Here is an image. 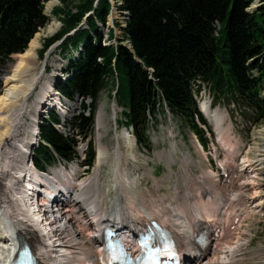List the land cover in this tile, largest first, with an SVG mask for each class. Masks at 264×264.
Segmentation results:
<instances>
[{
  "label": "trees",
  "instance_id": "trees-1",
  "mask_svg": "<svg viewBox=\"0 0 264 264\" xmlns=\"http://www.w3.org/2000/svg\"><path fill=\"white\" fill-rule=\"evenodd\" d=\"M50 1L0 0V61L3 64L11 62L14 55L24 53L32 39L49 24L44 10ZM59 1L67 6L73 0ZM252 1L121 0L118 9L129 15L123 31L130 48L122 45L124 39H119L118 45L102 43L100 25L107 26L114 8L110 0H82L75 13L67 8L54 10L55 15H64L63 28L44 43L42 56L78 29L87 14H94L85 21V28L68 36L59 46L60 54L71 58L66 68L71 78L59 83L58 90L71 101L82 97L81 112L67 122L69 136L56 128L61 125V119L54 111L43 120L40 143L33 157L35 167L48 172L53 163L68 165L77 160L79 138L88 139L93 135L100 94L119 86L118 99L124 80L130 89L127 124L133 127L140 146L149 147L148 114H155L157 104L163 102L205 141L196 121L198 116L205 122L193 94L198 81L210 86L216 101L249 108L254 112L255 124L263 121L264 6L257 13H249ZM109 30V37L118 39L114 29ZM80 47L79 56L74 58L73 51ZM88 98L93 101L90 106L85 103ZM94 161L91 142L84 165L92 167Z\"/></svg>",
  "mask_w": 264,
  "mask_h": 264
},
{
  "label": "bare ground",
  "instance_id": "bare-ground-1",
  "mask_svg": "<svg viewBox=\"0 0 264 264\" xmlns=\"http://www.w3.org/2000/svg\"><path fill=\"white\" fill-rule=\"evenodd\" d=\"M58 1L48 2L46 12L53 11ZM58 29L57 23L50 25L44 34L53 35ZM43 36L39 32L24 53L14 55L15 63L4 80L5 92L0 95V258L5 262H10L14 245L26 243L32 248L38 264H99L104 227L119 228L120 233L130 235L155 220H160L175 234L181 251H193L197 229L211 232L221 228L229 235L226 219L231 216L248 219L264 210V194L253 192L250 196L247 193V187L257 181L262 160H244L241 168L248 180L238 189L230 182L229 190L224 192L216 176L209 172L207 176L194 177L201 186L195 198L186 184L177 181L172 187L175 194L161 196L158 200L150 194L147 199L141 194L142 179L123 171L124 159L128 164L137 160L133 149L135 141L126 133L116 134V145L109 153L101 142V133L98 134V164L92 175L81 182L76 180L79 174L75 169L71 173L65 169L50 173L36 171L31 158L40 115L45 107L58 102L52 97L51 85L55 78L48 76L46 65L41 72L35 73ZM39 86L41 92L30 105V98ZM75 108V104L63 108L62 117L66 119ZM202 109L214 122L218 135L227 137L225 114L220 110L212 112L207 103ZM104 116L101 110L98 123L102 128H106ZM258 136L255 138L257 152L260 151L258 142L264 140L262 134ZM110 159L113 160L111 168L115 170L111 179L102 182V168ZM189 160L190 155H186L184 161L188 165ZM176 161L175 157L169 158L170 163ZM244 222L240 220L239 226ZM238 229L233 232V236L237 233L235 243L220 240L215 247L195 256L190 253L187 258L191 264H246L245 250L250 240L238 237ZM88 242L95 249L89 248Z\"/></svg>",
  "mask_w": 264,
  "mask_h": 264
},
{
  "label": "rangeland",
  "instance_id": "rangeland-1",
  "mask_svg": "<svg viewBox=\"0 0 264 264\" xmlns=\"http://www.w3.org/2000/svg\"><path fill=\"white\" fill-rule=\"evenodd\" d=\"M82 0H73L69 5L64 6L60 1L56 3L53 11L50 13L46 12V5H45V15L49 18V25H47L44 29L40 30V33H43L42 39V47L38 50V64L36 66L35 73L41 72L45 64V57L48 54V51L53 48L48 56L46 61V67L50 68L48 70V76L53 75L54 78L61 77L66 78L67 75H63L64 71L67 68V64L71 60L65 57L61 53V48L58 47V42L54 44V46L50 47L44 55H41V51L43 50L44 43L51 37L55 36L58 32H60L63 28V18L64 15H55L54 10L58 8H67V11L77 12V6L80 4ZM112 6H114V10H112L110 16L108 17L107 26L103 27L100 25V30L102 32L103 39L105 41H111L112 43L119 41V39H124L123 44L126 46H130L129 40L127 37H124L123 28H126L127 21L129 19L128 15L123 11L119 10V6L122 5L121 0H110ZM255 4L257 6H255ZM262 6H264V0H253L251 2L249 13H257ZM90 15V14H87ZM87 17V16H86ZM86 19V18H85ZM59 22V23H58ZM58 25V31L53 35H45L46 29L53 24ZM86 24V23H85ZM84 23L78 28V30L82 27L85 28ZM119 24V25H117ZM116 26H120L119 28ZM109 28L114 29L115 37L118 39H111L110 30ZM44 31V32H43ZM28 49V48H27ZM80 52V51H79ZM74 51L72 54L74 58L79 56L78 53ZM17 56V55H16ZM61 56V57H60ZM15 63V56L12 57V61L3 64L0 61V95L5 92V83L4 80L7 75L10 73L11 66ZM253 63V59L250 60L249 65ZM63 73V74H62ZM255 76H257L256 72H253ZM57 81V78H56ZM59 81V80H58ZM57 81V83H58ZM41 87L37 88V92L33 94L30 98V105L36 102V96L41 92ZM113 89L108 91H104L101 93V97L97 103V111L95 116V133L93 136V144L94 149L96 150V154L98 157V134L102 135L101 142L102 144L108 148L109 151H112L116 145V134L123 135L126 131L122 129V125L119 127L116 125L115 120L113 119V111H112V104L113 98L111 96ZM263 96H264V89H263ZM213 99V105L216 107H221L222 110L225 112V122H224V129L229 132L226 133L227 137L218 136L216 129L214 131L217 133V137L215 135L211 136V141L209 140V145L205 148V152L197 151L196 142L198 138L195 134L189 132L187 128L183 126V123L179 119H172L167 120L164 124L160 123V127L153 130L150 136V147L144 148L139 146L135 142V147L133 148L136 155V163L128 164V161L123 160V171L124 174H133L137 177H140L142 188L141 194L145 195L147 199H149V195L153 194L156 199L158 200L161 196H167L169 194H175L172 192V187L174 184L179 181L180 183L183 182L182 185L187 188H190V192L195 195L201 190V186L199 185V181L195 178L207 176L210 171L213 170L214 174H218L220 177L217 178L223 180V175L221 171L217 172V169L214 167L212 163V158L219 160H225L224 157H227L228 162L230 164L238 163L239 160H252V161H260L262 160V165L260 166L257 176V181L255 185L247 187V193L251 196L254 192L255 193H262L264 194V140H262L259 146V150L257 152V138L258 134H262L264 136V120L259 122L258 124L254 123V112L249 108H235L233 104H227L225 101L222 104L217 103L215 105V99ZM75 103V102H74ZM77 103V102H76ZM92 100H88L87 104H91ZM78 109L75 110L73 113L70 114V118L72 119L73 116L77 115L80 111L79 108L82 106V102H78ZM226 104V105H225ZM118 105L119 107L124 109V116L129 115V106H130V89L127 81H123V86L121 93L118 97ZM104 111V125L106 128L99 127L98 123V114L100 111ZM106 113V114H105ZM121 118V116H120ZM122 124L121 122H119ZM59 130L64 135H70V131L68 127L63 126L59 128ZM154 132V133H153ZM120 135V136H121ZM223 137V138H222ZM259 137V136H258ZM218 140V144L216 142ZM80 148L79 151L85 150L84 153L86 154V150L88 149V144L90 139L80 138L79 139ZM214 143V147L212 146ZM256 148V149H255ZM227 150V151H225ZM233 150L237 152V159L232 160L233 157ZM228 152V153H227ZM82 154V159H85V154ZM241 153V156H240ZM186 155H190V162L189 165L185 163L184 158ZM218 155V156H217ZM176 158V163H170L169 158ZM82 159L79 161L75 160L74 162L66 165L64 163H53L48 168V173L51 171L62 170L65 169L69 173L73 172L72 170L75 169L79 174V182L83 181L84 179L90 177L93 173V169L98 164V160L95 161L94 167L90 170L81 163ZM219 160V161H220ZM184 161V162H183ZM111 163L113 165V160H109L108 163H105L107 166L102 168L101 171V181L106 182L111 179L112 173L115 169L111 168ZM184 163V164H182ZM224 164V163H223ZM186 165V166H185ZM83 167V168H82ZM262 167V168H261ZM136 169V170H135ZM54 173V172H52ZM205 174V175H204ZM190 175V181L189 176ZM217 176V175H216ZM239 183L242 184L248 180V177L245 174L238 175ZM168 177V178H167ZM195 177V178H194ZM247 179V180H246ZM188 182V183H186ZM190 182V183H189ZM193 183V184H192ZM237 183V182H236ZM235 183V187H239ZM190 185V186H189ZM251 191V192H250ZM176 203H174L175 205ZM258 215V214H257ZM237 231L239 233L238 237L242 239L250 240V244L247 246L245 253H247V258L245 259L246 264H264V212L261 215L254 216L248 219H245V222L239 227ZM243 233V234H242ZM237 235V233H236ZM236 235L230 238V241L235 243L236 242ZM242 235V236H241ZM235 240V241H234ZM252 242V243H251ZM88 247L95 249V247L88 242ZM248 259V260H247Z\"/></svg>",
  "mask_w": 264,
  "mask_h": 264
},
{
  "label": "water",
  "instance_id": "water-1",
  "mask_svg": "<svg viewBox=\"0 0 264 264\" xmlns=\"http://www.w3.org/2000/svg\"><path fill=\"white\" fill-rule=\"evenodd\" d=\"M98 2H99V0H98ZM98 2H97V4H98ZM91 14H94V12H92ZM90 14V15H91ZM90 15H87V17H86V19L90 16ZM85 19V20H86ZM85 24V23H84ZM78 31V29H76V30H74L71 34H69V35H75V33ZM68 36V35H67ZM67 36H65L64 38H63V40L60 42V43H62L65 39H66V37ZM54 48V47H53ZM53 48H51V50L53 49ZM50 50V51H51ZM50 51H48V54L46 55V57H45V63H46V61H47V59H48V56H49V53H50ZM40 124H39V127L41 126V125H43V123L42 122H39ZM38 138H39V136H38Z\"/></svg>",
  "mask_w": 264,
  "mask_h": 264
}]
</instances>
